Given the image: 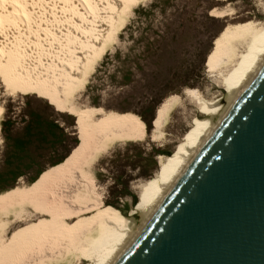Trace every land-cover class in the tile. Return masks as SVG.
Masks as SVG:
<instances>
[{"label": "rangeland", "instance_id": "obj_1", "mask_svg": "<svg viewBox=\"0 0 264 264\" xmlns=\"http://www.w3.org/2000/svg\"><path fill=\"white\" fill-rule=\"evenodd\" d=\"M131 6L117 23V37L94 56L70 97L81 108H101L110 117L144 121L143 138L113 141L92 168L97 193L107 209L120 217L130 216L138 207L139 186L157 173L159 155L176 153L178 143L194 125L198 102L185 90L195 88L207 97L223 94L209 66L216 37L229 23L260 17L262 11L259 0H140ZM216 8L227 15L214 14ZM1 77L3 199L15 193L38 191L34 185L44 186L55 166L82 154L85 135L82 116L73 114L76 123L73 112L61 109L39 89L15 87L4 75ZM172 94L180 97L171 103L164 125L155 134L158 108ZM70 152L65 161L52 166L53 161ZM41 168L47 169L37 182L31 183ZM19 204L0 205V230L7 223L9 236L0 264H8L28 241L48 233L71 234L79 226V220H63L44 209L33 220L13 223L11 220L22 209ZM76 260L73 251H63L43 264H76Z\"/></svg>", "mask_w": 264, "mask_h": 264}, {"label": "bare ground", "instance_id": "obj_2", "mask_svg": "<svg viewBox=\"0 0 264 264\" xmlns=\"http://www.w3.org/2000/svg\"><path fill=\"white\" fill-rule=\"evenodd\" d=\"M259 1V15L264 16V0ZM139 2L0 0V77L15 87L39 89L61 109L82 116L85 135L82 154L51 173L40 190L0 200V205L21 204L13 223L33 220L44 209L63 220H79V226L71 234L48 233L26 242L8 264H43L63 251H73L76 264L85 259L88 264H118L263 68L264 17L229 23L214 41L209 65L223 94L207 97L195 88L185 90L198 102L194 125L176 153L159 155L158 171L139 186L140 202L132 214H113L97 193L94 162L113 141L143 138L146 128L133 117L115 118L101 108L78 107L70 97L94 56L117 37L123 11ZM214 14L227 15L217 8ZM179 97L172 94L160 104L155 134ZM7 226L0 230V255L9 244Z\"/></svg>", "mask_w": 264, "mask_h": 264}, {"label": "water", "instance_id": "obj_3", "mask_svg": "<svg viewBox=\"0 0 264 264\" xmlns=\"http://www.w3.org/2000/svg\"><path fill=\"white\" fill-rule=\"evenodd\" d=\"M118 264H264V66Z\"/></svg>", "mask_w": 264, "mask_h": 264}, {"label": "trees", "instance_id": "obj_4", "mask_svg": "<svg viewBox=\"0 0 264 264\" xmlns=\"http://www.w3.org/2000/svg\"><path fill=\"white\" fill-rule=\"evenodd\" d=\"M53 107H54V105L53 104H51ZM55 109H57L56 107H54ZM58 111H60L59 109H57ZM60 112H63V111H60ZM65 113H68V112H65ZM71 113V112H70ZM69 113V114H70ZM74 113H71V115H73ZM73 116H75V115H73ZM77 116H79V115H77ZM75 118H76V123H77V117L75 116ZM137 118H139L138 116H137ZM155 118V117H154ZM139 120L144 124V121L142 120V119H140L139 118ZM153 121H154V119H153ZM79 122H80V119H79ZM56 124V123H55ZM145 125V124H144ZM155 125H156V121H155ZM79 138V137H78ZM79 144H80V139L78 140V142H77V144H76V146L75 147H78L79 146ZM73 151V150H72ZM72 154V152H70V153H68L67 155H65L64 156V158H62L61 160H55V161H53V164H52V166L53 165H57V164H59V163H61V162H63V161H65L70 155ZM75 160V157L74 156H72V157H70L69 159H67L65 162H63L61 165H59V166H55L54 167V172L55 171H57V170H59V169H61L62 167H64L65 165H67V164H70L71 162H73ZM47 168H45V169H40L38 172H37V174H36V176L35 177H33L32 178V180H31V183H34V182H37L39 179H40V177L42 176V174L44 173V171L46 170ZM45 178V177H44ZM43 178V179H44ZM42 184H38V185H34V188H39L38 190H40L43 186H41ZM15 185H13V186H10L9 188H12V187H14ZM8 189V188H7ZM10 193H12V192H10ZM9 197V196H8ZM8 197H4L3 199H6V198H8ZM0 200H2V199H0Z\"/></svg>", "mask_w": 264, "mask_h": 264}]
</instances>
